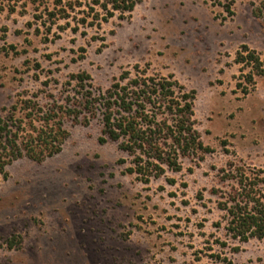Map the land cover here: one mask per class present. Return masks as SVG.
I'll use <instances>...</instances> for the list:
<instances>
[{
	"label": "rangeland",
	"instance_id": "1",
	"mask_svg": "<svg viewBox=\"0 0 264 264\" xmlns=\"http://www.w3.org/2000/svg\"><path fill=\"white\" fill-rule=\"evenodd\" d=\"M258 3L142 0L126 19L85 35L61 31L63 22L48 33L35 18L39 0L14 11L5 4L0 120H14L13 130L26 114L23 101L61 103L73 74H88L105 91L138 71L195 91V127L212 152L144 184L126 172L130 158L117 143H99L98 118L86 126L66 120L60 153L42 162L21 157L0 173V264H264V240L228 238L213 193L229 189L221 172L229 167L264 177V75L250 79L240 62L245 48L264 62Z\"/></svg>",
	"mask_w": 264,
	"mask_h": 264
},
{
	"label": "trees",
	"instance_id": "2",
	"mask_svg": "<svg viewBox=\"0 0 264 264\" xmlns=\"http://www.w3.org/2000/svg\"><path fill=\"white\" fill-rule=\"evenodd\" d=\"M22 0H0L14 11ZM44 9L36 15L47 32L58 25L62 30L85 35L87 28H100L117 17L126 19L142 0H39ZM51 1V7L48 4ZM253 15L264 21V0H259ZM247 51L241 61L251 67L249 75H264V62ZM74 89L61 103L38 107L31 100L23 101L24 118L15 130L14 120H0V173L21 157L42 162L61 152L68 138L64 127L69 120L86 126L98 118L101 124L100 144L113 142L130 158L126 172L144 184L179 173L183 159L202 160L212 150L202 143L194 119V90H186L177 81L150 77L146 73L130 76L124 72L107 90H95L86 73L73 74L68 84ZM12 118V117H10ZM124 163V161H121ZM222 180L231 182L227 191L213 190L219 197L218 209L225 213L226 235L232 241L247 243L264 240V177L253 172L229 167ZM174 184L173 179H167ZM224 244V243H223ZM224 246V245H223ZM235 252L238 248L233 249ZM227 264H231L225 260Z\"/></svg>",
	"mask_w": 264,
	"mask_h": 264
}]
</instances>
